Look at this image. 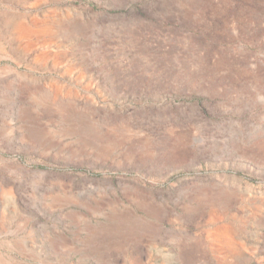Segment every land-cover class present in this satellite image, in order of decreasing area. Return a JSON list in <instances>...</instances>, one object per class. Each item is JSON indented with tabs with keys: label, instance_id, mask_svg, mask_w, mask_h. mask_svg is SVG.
<instances>
[{
	"label": "rangeland",
	"instance_id": "rangeland-1",
	"mask_svg": "<svg viewBox=\"0 0 264 264\" xmlns=\"http://www.w3.org/2000/svg\"><path fill=\"white\" fill-rule=\"evenodd\" d=\"M0 264H264V0H0Z\"/></svg>",
	"mask_w": 264,
	"mask_h": 264
}]
</instances>
